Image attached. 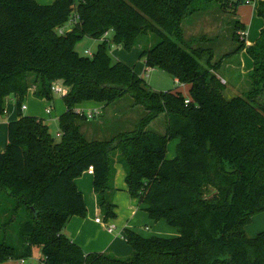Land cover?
I'll return each mask as SVG.
<instances>
[{
  "label": "trees",
  "instance_id": "trees-1",
  "mask_svg": "<svg viewBox=\"0 0 264 264\" xmlns=\"http://www.w3.org/2000/svg\"><path fill=\"white\" fill-rule=\"evenodd\" d=\"M247 2L0 0V116L10 96L18 111L0 153V264L30 259L35 248L41 249L42 264H264V231L246 233L253 216L264 212V27L246 47V27L234 19L231 40L237 46L216 61L214 47L204 43L217 37L193 38L200 45L193 47L182 26L214 3L234 16ZM257 10L264 19V1ZM69 21L72 29L60 34ZM149 34L157 40L142 47L147 70L162 69L189 84L190 103L180 91L153 90L135 67L113 59L111 42L131 50ZM85 37L101 40L92 55L76 49ZM245 48L254 61L246 74L249 88L227 98L219 70ZM54 81L68 90L59 139L42 118L22 108L33 87L36 98L52 100ZM128 94L145 110L135 128L110 138L87 137L81 126L87 117L76 107L94 101L106 108ZM162 114L165 132L149 130ZM174 139L176 156L167 159ZM116 162L125 167L132 198L151 220L176 228L177 237L125 229L132 253L120 258L86 252L64 233L73 216L87 214L75 180L90 166L104 218L117 217Z\"/></svg>",
  "mask_w": 264,
  "mask_h": 264
},
{
  "label": "rangeland",
  "instance_id": "rangeland-1",
  "mask_svg": "<svg viewBox=\"0 0 264 264\" xmlns=\"http://www.w3.org/2000/svg\"><path fill=\"white\" fill-rule=\"evenodd\" d=\"M44 1V0H41ZM40 3V2H39ZM53 3V1H52ZM42 4V3H41ZM233 21L234 18L230 14L223 13L222 10L219 7V4L214 3L212 6H210L209 10L200 12L199 14H195L194 16L188 17L182 24L185 38L193 43V47L200 46L197 41H193L191 39L197 38L201 39L204 37H212L214 41H210L211 43H204L201 45L204 46H212L214 47L216 51V61L219 60L222 55L225 52H230L232 49H235L237 44L232 42L231 40V34L233 33ZM63 31H69L72 29V22H66L63 27L61 28ZM113 31L108 32L107 39L112 40L113 37ZM157 38L153 36L152 34H149L148 36H145L142 38L141 44L134 47L131 50H127L122 45H117L113 42H111L110 47V53L114 60L123 61L126 64H129L130 66H136V71L141 74V76L146 80L149 87H151L155 91H167V90H178L179 86L181 87L180 91H182L185 95L190 94V90L187 87V85H184V83H179L177 79H175L172 75H170L168 72L153 68L148 69L145 66V63L142 59H140V53L142 50V47L148 48L153 43H155ZM215 40H217L215 42ZM213 43V44H212ZM99 45V41L91 38V37H85L83 38L76 46L77 51L82 55H88L86 52L91 51L94 53ZM238 54H234L231 56L233 59L231 61V58L228 62L230 63H236L239 58ZM147 70V71H146ZM219 74L221 76L227 77V78H233V81L236 82L235 84L227 85L225 90V96L227 98H231L234 96H238L243 94L245 91L249 88V81L246 75L241 74L240 70H237L236 68L230 66H226V63L222 67V69L219 70ZM35 75H32L30 78L31 81H34ZM55 82V81H54ZM59 85H62V83L59 81ZM34 90V87L32 88ZM188 97V96H186ZM23 105H25L27 108L23 110V112L26 115H35L37 117L45 119L46 123L49 125L50 132L54 137L59 139V132H60V124H59V115L63 112L65 109V102L63 100V95L53 92V99L48 100H40L39 98H36L34 96V93L30 90L25 97L23 101ZM49 106H53V112L49 113L47 111ZM111 109L116 111H120L124 114V119L114 121L112 118V114H108L106 111V115H102L99 118V124L107 125L108 127L111 126L109 129L108 127L105 128L103 132H94L91 131L88 132L93 138L101 137L102 135L107 136L109 133H113L111 136L117 134L118 132H121L123 130H132L135 128V125L137 124L138 120L144 113V108L142 105H134L133 99L128 94L124 98L120 99L116 103H113L110 105ZM90 110L87 108L85 111L88 112ZM5 118V114L0 116V120ZM115 124V125H113ZM149 130L156 131L158 133L163 134L166 129V123H165V115L162 114L155 120L151 122V124L148 126ZM102 138H110V137H102ZM175 145V141L173 140L169 144V150H168V156H172L173 152V146ZM119 155V151L116 152L115 157L117 158ZM116 171L117 175L115 176L114 184L115 186H119L118 182L120 184L125 185V174L126 170L123 164L116 162ZM118 200L117 203V217L114 218V221L112 222L111 219L106 220L108 224H113L116 227V232L114 235L118 234V232H123L122 226L124 224H130V226H134L136 228V232H139L140 234L144 235H152L157 234L156 231H152L153 224L155 222H151V220L148 218L141 219L140 215H137L139 213H144V205L139 207V202L137 200H133L132 196L125 191V189L122 187V189L118 190L117 192ZM142 208V210L140 209ZM101 211V209H100ZM87 215V214H86ZM101 217L104 218V214L101 211V214L94 215V221L96 218ZM256 220L252 222L250 227H253ZM91 225L93 223L89 222ZM164 223L165 220H164ZM149 225L150 229H147L146 226ZM168 227L167 231L159 232L163 235L170 234L171 231H173V227L167 225ZM134 230V229H131ZM264 231V229L261 230V232ZM260 232V231H258ZM258 232L254 235L256 236ZM125 241V240H124ZM127 240H126V242ZM129 245V244H128ZM130 247V245H129ZM114 255V254H113ZM129 256V255H128ZM126 257V256H124ZM41 259H43V254L41 252L40 248H35L33 256L30 259L25 260V264H41ZM18 264V262H17Z\"/></svg>",
  "mask_w": 264,
  "mask_h": 264
},
{
  "label": "crops",
  "instance_id": "crops-1",
  "mask_svg": "<svg viewBox=\"0 0 264 264\" xmlns=\"http://www.w3.org/2000/svg\"><path fill=\"white\" fill-rule=\"evenodd\" d=\"M36 1L38 3L40 2V4L42 3V4L46 5V4H51L52 1L54 2L55 0H44V1L36 0ZM261 1H264V0H252L251 3H246L244 5L239 6L237 9L236 15L233 16L234 19L241 21V23H243L246 27V33H245L246 47L252 46L256 43V41L260 37L261 31L264 27V19L258 15V10H257L258 5ZM106 38H107V35H106ZM98 41H99V43L101 42V40H98ZM237 54L239 55L238 56L239 60L236 63H230V62H228L229 61L228 60V61H226V66H228V67L232 66V67L236 68L237 70H240L241 74L246 75L253 70L254 61L249 56L246 48L241 50ZM232 60L233 59L231 58V61ZM143 62H144V60H143ZM134 67L136 70V66H134ZM139 75L141 76V74H139ZM232 81H233V78L232 79L230 77L224 78V83L226 84V86L228 84L231 85ZM235 83L236 82L233 81V84H235ZM184 85H187V87L190 90L189 84H184ZM180 89H181V87L179 86L178 90H175V91H180ZM31 91L34 92L33 89H31ZM180 92H182V91H180ZM184 96L185 97L188 96V98H190V94L189 95L184 94ZM42 100H46V99H42ZM49 107H51L52 110L50 113H52L53 112V106H49ZM76 108L83 110L85 113H86L85 110L87 108L90 109L88 111L96 110V111L100 112L99 115H97L96 117H94L92 119H86L85 121H81L82 131L89 138H93V137L89 136L90 134L88 132H90V131L92 133H94V132L98 133V131L101 133L104 131L105 128H103V127H106L107 125H105V124L102 125L101 123L99 124L98 120L102 115H106V111L108 114H112V118L114 121L124 119V114L122 112H118L116 110H113V109H111L110 106L104 108V104L99 103V102H94V101L84 102L83 104L78 105ZM65 111H66V107L63 110V112L59 115V117ZM31 116H35V115H31ZM17 118H18V111H17V106H16V100L13 96H10L7 99L5 118L4 119L1 118L2 120H0V153L4 152L6 150V147H7L8 123L12 120L17 119ZM43 120L45 121V119H43ZM45 123H46V121H45ZM113 125H115V124H113ZM110 127L111 126H109L108 129ZM112 134L113 133L110 132L109 135L104 136L105 135V133H104V135H102L101 137H97V138L100 139L102 137H111ZM174 141H175V145L173 146V152H172L173 154H172V156H168V154H167V156H166L167 159H173L176 156V149H177V145L179 143V139H174L173 142ZM170 142H169V144H170ZM168 150H169V145H168ZM167 153H168V151H167ZM116 175H117V171H116ZM75 183H76L78 189L84 195V200H85L86 207H87V215L85 217L73 216L69 220V222L67 223L64 233L68 237H70L73 241H75L77 244H79L86 252H105V253H109V254H114L115 256L120 257V258H124V256L128 257V255L130 256L132 253V248H131V246L129 247V245L127 243H125L126 238L124 236V233H125V229H134V231H136V228L134 226H130V224L129 225L124 224L122 226L123 232L121 231V232H118V234L114 235L116 232V228L113 232H109L107 227H106L107 222H106L105 218H103L105 223L97 222L96 219L94 221V215L101 214V211H100V208H99L98 202H97V195H96V192L94 189V175L90 174L88 171H86L80 177L76 178ZM118 185H120L121 188H119V186L116 185L117 191L114 195V202L115 203L119 199L118 195H117L118 190L122 189V187H123L125 189V191L128 192L126 182H125V185H123V186H122V184H120L118 182ZM134 199L135 198H133V200ZM135 200H137V199H135ZM116 205H117V203H116ZM140 206H142V205L139 204V207ZM140 209L142 210V208H140ZM143 212L144 213H142V211H141V213H139L137 215H140L141 219L148 218L149 214L146 211H143ZM110 219L112 220V222L114 221V218H110ZM149 219H150V217H149ZM254 220H256L255 221L256 223L254 224L253 227H250L252 222H254ZM152 221L153 220H151V222ZM89 222L93 223V225H91ZM153 222H155V221H153ZM114 223H115V221H114ZM166 223H164V220H160V221L155 222L153 224V228H152L153 230L152 231H156L157 234H152V235L141 234V235L145 236V237H150V236H161V237H168V238L177 237L179 235V232L174 227H173V231H171L170 234H168V235H163V234L159 233V232H163V231L168 230ZM167 225H168V223H167ZM146 228L150 229V226L147 225ZM262 229H264V212L258 213V214L253 216L251 223L246 226V233L249 237H254V235L258 231L261 232ZM260 232H258V234ZM137 233H139V232H137ZM17 262H18V260L12 259V260H8L2 264H17Z\"/></svg>",
  "mask_w": 264,
  "mask_h": 264
},
{
  "label": "built area",
  "instance_id": "built-area-1",
  "mask_svg": "<svg viewBox=\"0 0 264 264\" xmlns=\"http://www.w3.org/2000/svg\"><path fill=\"white\" fill-rule=\"evenodd\" d=\"M252 1H249L248 0V2L247 3H251ZM58 32L60 33V34H64L65 33V31H63L61 28H59L58 29ZM88 55H92L93 53L91 52V51H87L86 52ZM224 82V81H223ZM59 83V81H55V82H53L52 83V91L53 92H56V93H59V94H61V95H65V94H67V92H68V90H67V88L65 87V85L62 83V85H59L58 84ZM191 102V99L190 98H186L185 99V103L186 104H188V103H190ZM23 110L26 108V106L25 105H23ZM51 107H48V109H47V111L50 113L51 112ZM76 111L78 112V113H80V114H82V115H85L86 117H87V119H92V118H94V117H96L97 115H99L100 114V112H98V111H96V110H93V111H88V112H84L83 110H80V109H77L76 108ZM60 135V134H59ZM90 174H94V167L93 166H90L89 168H88V170H87ZM96 221L97 222H101V223H105L104 222V219L103 218H101V217H98V218H96ZM106 227H107V229H108V231L109 232H113L114 230H115V228H116V226L115 225H113V224H106ZM18 264H25V260L24 259H21V260H18Z\"/></svg>",
  "mask_w": 264,
  "mask_h": 264
}]
</instances>
